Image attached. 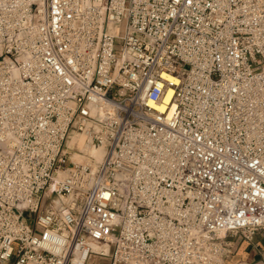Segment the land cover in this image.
I'll use <instances>...</instances> for the list:
<instances>
[{
  "label": "built area",
  "instance_id": "1",
  "mask_svg": "<svg viewBox=\"0 0 264 264\" xmlns=\"http://www.w3.org/2000/svg\"><path fill=\"white\" fill-rule=\"evenodd\" d=\"M258 234L264 0H0V264H227Z\"/></svg>",
  "mask_w": 264,
  "mask_h": 264
},
{
  "label": "crops",
  "instance_id": "2",
  "mask_svg": "<svg viewBox=\"0 0 264 264\" xmlns=\"http://www.w3.org/2000/svg\"><path fill=\"white\" fill-rule=\"evenodd\" d=\"M238 262L264 264V236L262 234L255 235L252 242L237 239L233 257L227 264H238Z\"/></svg>",
  "mask_w": 264,
  "mask_h": 264
},
{
  "label": "bare ground",
  "instance_id": "3",
  "mask_svg": "<svg viewBox=\"0 0 264 264\" xmlns=\"http://www.w3.org/2000/svg\"><path fill=\"white\" fill-rule=\"evenodd\" d=\"M69 145L77 144L78 147L82 150L83 154H74L73 159L76 162H89V157L92 156L96 160H100L103 155V151L100 148L88 146L84 138L80 135H72L71 139L68 142ZM95 249V248H94Z\"/></svg>",
  "mask_w": 264,
  "mask_h": 264
}]
</instances>
